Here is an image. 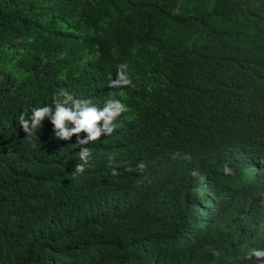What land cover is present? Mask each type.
<instances>
[{"label": "trees", "instance_id": "trees-1", "mask_svg": "<svg viewBox=\"0 0 264 264\" xmlns=\"http://www.w3.org/2000/svg\"><path fill=\"white\" fill-rule=\"evenodd\" d=\"M122 63L132 83L112 89ZM61 89L130 109L82 173L75 136L19 124ZM252 249L264 0H0V264H255Z\"/></svg>", "mask_w": 264, "mask_h": 264}, {"label": "clouds", "instance_id": "clouds-1", "mask_svg": "<svg viewBox=\"0 0 264 264\" xmlns=\"http://www.w3.org/2000/svg\"><path fill=\"white\" fill-rule=\"evenodd\" d=\"M132 80L129 76V66L122 63L117 66L116 78L111 80L109 87L112 89H122L131 85ZM64 97L65 99H61ZM69 101L71 105L69 106ZM119 100L109 99L105 102L103 108H98L90 100L73 99L69 93L61 89L53 98L52 105L32 109L30 117L21 114L19 124L27 138L36 134L41 129L43 121L47 118L54 126V136L58 140L69 141L72 137L77 138L76 146L80 147L78 153L80 161L74 169V173L84 172V165L87 163L91 151L89 147H84L92 142L100 140L102 136H110L119 126L116 123L122 113L129 111ZM86 134L83 138L80 134ZM113 159V157H109ZM146 165L141 162L137 169L142 173ZM225 174L231 170L224 166ZM113 176L118 175L115 169L111 173ZM249 259L255 258V264H264V250L252 249L248 253Z\"/></svg>", "mask_w": 264, "mask_h": 264}]
</instances>
